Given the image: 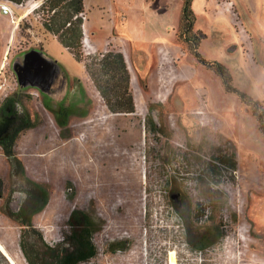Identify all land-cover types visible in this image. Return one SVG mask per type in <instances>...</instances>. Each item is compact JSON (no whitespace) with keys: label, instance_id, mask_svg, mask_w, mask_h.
Masks as SVG:
<instances>
[{"label":"rangeland","instance_id":"rangeland-1","mask_svg":"<svg viewBox=\"0 0 264 264\" xmlns=\"http://www.w3.org/2000/svg\"><path fill=\"white\" fill-rule=\"evenodd\" d=\"M83 1V60L121 52L135 112L109 113L84 62L44 30L43 0L21 3L23 12L34 9L26 19L16 20L21 12L0 18V100L26 97L35 121L13 154L25 178L48 194L31 220L42 242L5 216L0 200V242L10 263L28 264L22 235L40 252L41 243L60 244L77 210L100 226L87 264H264V137L250 108L179 38L183 0H130L132 8L122 0ZM191 9L199 54L222 64L232 86L264 110V0H192ZM31 50L50 65L41 89L22 74V56ZM60 101L69 110L63 127L46 106ZM6 162L0 151L4 192ZM26 182L14 181L18 189ZM20 203L16 194L12 209ZM184 216L196 226L211 219L222 239L201 254L190 251ZM120 242L126 249L112 251Z\"/></svg>","mask_w":264,"mask_h":264},{"label":"trees","instance_id":"trees-1","mask_svg":"<svg viewBox=\"0 0 264 264\" xmlns=\"http://www.w3.org/2000/svg\"><path fill=\"white\" fill-rule=\"evenodd\" d=\"M13 4H21L26 0H4ZM192 0H183L180 21L179 38L186 45L187 51L197 63L219 77L226 93L234 94L244 105L250 108L252 117L258 124V129L264 137V110L258 101L252 100L232 86L228 70L217 61H208L198 52L202 37L193 31L195 17L191 9ZM39 10L43 12L41 24L44 30L56 38L57 42L68 50L79 62H84L81 53L83 37L82 22L78 17L84 12L83 0H43ZM92 84L103 100L104 106L111 114L129 115L135 112V105L130 91V74L121 52L107 49L99 53L97 58L84 62ZM48 108L49 106L46 105ZM50 109V108H49ZM51 110V109H50ZM52 113L59 127L67 123L68 108L58 107ZM85 117V116H82ZM155 128V126H153ZM22 165H20L21 169ZM231 169L235 168L232 162ZM48 196L38 198V205L23 215V221L18 223L32 232L33 241L40 242L31 224L32 217L43 211L47 205ZM197 211V208H196ZM13 219L12 214L3 212ZM16 221V220H14ZM207 226H196L184 216V243L190 251L203 253L214 243L220 241L223 234L211 219ZM68 232L62 242L53 248L41 243V252L37 250L36 242L30 244L26 234L20 240L21 251L28 264H87L96 256V248L92 244V235L99 231L100 226L91 220L84 212L72 211L67 220ZM25 233V232H24ZM125 250L126 243L120 242L112 251Z\"/></svg>","mask_w":264,"mask_h":264},{"label":"flooded vegetation","instance_id":"flooded-vegetation-1","mask_svg":"<svg viewBox=\"0 0 264 264\" xmlns=\"http://www.w3.org/2000/svg\"><path fill=\"white\" fill-rule=\"evenodd\" d=\"M22 64L23 56L20 65ZM17 69H19V66ZM47 105L51 110H55L58 107L66 108L63 106L62 101L57 104L58 106L57 108L55 107V109L50 103ZM52 112L53 111H51V113ZM32 116H34V114L27 106L26 97L20 94H10L0 100V151L7 161L6 178L8 183H10L7 191L4 192L2 189L4 180H2L0 176V200L5 201L4 212L12 214L13 219L16 220L15 222L17 223L23 221V214L26 211L33 209L39 204L38 198L48 196L44 188L25 178L23 165L13 154V149L15 148L19 135L35 127V121L32 120ZM20 165H22L21 169ZM16 176L27 181L24 187L18 189L14 183ZM16 194L21 196V203L13 210L11 203L16 198ZM22 227L26 228L24 226Z\"/></svg>","mask_w":264,"mask_h":264},{"label":"water","instance_id":"water-1","mask_svg":"<svg viewBox=\"0 0 264 264\" xmlns=\"http://www.w3.org/2000/svg\"><path fill=\"white\" fill-rule=\"evenodd\" d=\"M49 69L50 65L41 53L31 50L24 54L22 74L24 79L29 80L30 86L41 89V86L48 80L47 73H49ZM20 77L19 79L21 81Z\"/></svg>","mask_w":264,"mask_h":264},{"label":"crops","instance_id":"crops-1","mask_svg":"<svg viewBox=\"0 0 264 264\" xmlns=\"http://www.w3.org/2000/svg\"><path fill=\"white\" fill-rule=\"evenodd\" d=\"M30 1V0H29ZM119 1H121V0H119ZM123 2H125L126 3V7L127 8H132L130 5H133L131 2H129L130 0H122ZM146 1V0H145ZM116 2H118V0L116 1ZM83 5H84V1H83ZM23 4H22V6L21 7H13L12 8V13H13V15L16 13V12H21V13H18L19 14V17H18V19L17 20H23V19H26V18H28L29 17V15L33 12V8L31 7L30 9H28V10H26V11H22V10H20L21 8H23ZM15 16V15H14ZM150 16V15H149ZM0 18H2V19H5V20H7L9 17L7 16V15H3V14H1L0 13ZM150 18V17H149ZM16 24V22H14L13 23V25H15ZM0 264H11L10 263V261H9V259L4 255V254H2V252L0 251Z\"/></svg>","mask_w":264,"mask_h":264},{"label":"built area","instance_id":"built-area-1","mask_svg":"<svg viewBox=\"0 0 264 264\" xmlns=\"http://www.w3.org/2000/svg\"><path fill=\"white\" fill-rule=\"evenodd\" d=\"M8 3H10V2L4 1V0H0V13L3 14V15H7V16L11 17L12 20H15V17H14V15L12 13V10L8 6ZM15 5H17V7H21L22 6V4H15ZM13 23H14V21H13Z\"/></svg>","mask_w":264,"mask_h":264},{"label":"bare ground","instance_id":"bare-ground-1","mask_svg":"<svg viewBox=\"0 0 264 264\" xmlns=\"http://www.w3.org/2000/svg\"><path fill=\"white\" fill-rule=\"evenodd\" d=\"M108 172H110V171H108ZM100 176H101V174H100ZM106 176V175H105ZM106 178V177H105ZM108 178V177H107ZM107 178H106V180H107ZM103 180H105L104 178H102ZM113 179V178H112ZM115 179V178H114ZM102 180V181H103ZM119 180V179H118ZM120 180H121V178H120ZM106 182V181H105ZM98 183V182H97ZM121 184H123V183H121ZM121 184H120V186H121ZM98 185V184H97ZM114 185V184H113ZM102 186V185H101ZM119 186V185H118ZM122 186H124V185H122ZM99 188H100V186H99ZM124 189V188H123ZM100 190H102V189H100ZM121 190V189H120ZM103 192V191H102ZM0 251L2 252V254H4L6 257H9L8 256V254H7V251H6V249H5V247H4V245L0 242Z\"/></svg>","mask_w":264,"mask_h":264}]
</instances>
